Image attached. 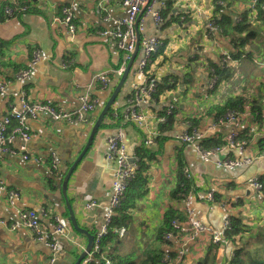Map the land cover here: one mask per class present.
<instances>
[{
	"label": "crops",
	"instance_id": "0c3cea01",
	"mask_svg": "<svg viewBox=\"0 0 264 264\" xmlns=\"http://www.w3.org/2000/svg\"><path fill=\"white\" fill-rule=\"evenodd\" d=\"M99 1L29 0L28 13L0 23V87H5V92H0V121L11 108H20L23 92L31 102L50 100L68 110L78 109L79 98L86 93L98 100L86 124L56 123L46 115L28 121L33 135L28 153L31 159H41L40 163L23 160V154L0 158L1 179L9 189L19 193L14 204L0 193V264H51L52 251L47 244L38 241L24 227L10 229L11 224L18 223L20 210L37 212L49 231L56 219L62 221L66 234L57 237L62 254L56 264L77 262L87 250L89 238L75 230L67 203L72 206L79 227L96 237L105 221L116 168V162L108 158V139L119 131L131 162L137 169L141 162L145 165L143 176L148 191L130 210V221L122 227L125 236L121 238L118 233V238L107 248V254L116 260L113 263L164 264L163 260L169 257V264H202L207 260L210 264H230L240 237L235 242L229 240L215 246L206 235L192 239L177 234L170 240H162L161 234L166 230L169 211L176 212L180 224L185 225L181 201L174 198L181 168L193 177L195 190L189 198L196 221L220 229L227 218L236 217L252 233L261 224L264 192L250 189L247 183L251 179L264 183V160L258 159L263 155L260 141L264 138V71L259 70L264 68V22H251L259 35L252 41L246 57L234 60L236 68H231L234 75L247 79V84L232 77L211 91L209 71L220 65L224 54L234 51L231 37L207 33V23L213 19L215 3L219 0H155L157 7H164L170 13L158 27L151 18L143 17L142 36L163 40L166 44L163 54L152 59L146 75L140 76L137 72L143 57L140 47L109 114L95 131L101 111L124 75L117 73L124 62L123 53L97 33L116 28L128 16L123 0H110L106 14L97 12ZM248 5V0H226L222 7H227L224 14L236 22L239 15L248 11ZM64 7L74 13L76 34L63 23ZM34 51H40L42 59L30 78L20 83L16 75L30 68ZM256 61L260 67L251 65ZM100 73L109 77L108 88L89 87L92 78ZM150 78H156L159 83L168 80L174 87L152 106H137L149 120L148 129L143 130L123 118L134 87L145 85ZM230 92L243 96L247 106L235 123L220 125L211 108L223 104ZM248 101L260 112L253 113L254 106ZM167 110L173 112V123L164 129L165 124H160L158 116ZM113 113H117V119ZM189 122L197 126L199 136L206 143L213 140L226 144L228 137L236 133L239 139L247 140V148L243 153L227 148L205 161L192 145L180 142ZM152 133L154 143L148 145ZM22 144L21 140L16 141V145ZM88 144L70 178L67 199L63 192L64 179ZM144 147L149 149L150 157L141 161L139 153ZM53 157L58 163L56 171L51 167ZM247 157L255 159L254 163L232 169L218 165L225 159ZM211 192L216 196L214 202L207 200ZM93 202L96 206L87 208ZM43 210L49 217L41 215Z\"/></svg>",
	"mask_w": 264,
	"mask_h": 264
},
{
	"label": "built area",
	"instance_id": "2783aa9c",
	"mask_svg": "<svg viewBox=\"0 0 264 264\" xmlns=\"http://www.w3.org/2000/svg\"><path fill=\"white\" fill-rule=\"evenodd\" d=\"M248 2V11H250V15L252 17L251 22L259 24L260 21L256 22L259 14L258 8L261 6L264 11V0H248ZM110 3V0H100L97 6V12L99 14H106ZM222 4H224V1L219 2V5ZM123 6L128 9V16L126 19L119 21L116 28L103 30L97 34L99 37L108 39L118 51L123 53L124 62L121 68L117 71L119 75H122L126 69L127 62L131 59L132 54L135 52L138 42L137 34L139 33L141 35L140 47L143 57L138 64L137 72L140 76H144L146 75L147 67L151 63L154 54L162 46V42L161 39L157 37L146 38L142 36V33H144L145 30V22L142 18H151L155 26H161L165 22L163 17L164 7H157L155 5V0H123ZM30 8L31 6L29 5V0H0V12L2 11L5 20L16 18L25 14ZM62 15L65 26L72 34H76L77 25L72 9L64 7L62 9ZM240 20L241 15L237 17L236 21L238 22ZM207 24V33L209 36H212L214 33H221L219 32V26L215 20H209ZM33 54L30 68L22 70L16 75V80L20 83H23L30 78L33 73V68L42 59L40 51H34ZM245 57L246 54L242 56V58ZM236 63L237 62L232 59L231 54L228 53L222 56L220 65L222 67H229L233 69L235 68ZM255 64L260 67V63L258 61H256ZM214 74V69H211L209 71V90L213 91L216 88L217 83V77ZM109 83L110 80L107 74L100 73L96 74L92 78L89 87L100 85L103 89H107ZM157 87L158 81L156 78H150L145 85L139 84L135 86L129 100V107L125 110L123 119L127 122L136 124L140 129L147 130L149 127V120L142 112L138 111L137 106H152L156 102L155 95ZM0 92H5L4 86L0 87ZM79 103L80 106L78 109L68 110L55 105L50 100L41 103L31 102L26 98V94L23 92L20 108H11L5 113L0 121V158L4 155L23 154V160H34L40 163L41 159H31L28 153L27 147L33 138L28 121L37 119L41 115H46L51 121L56 123L65 125L86 124L89 122L90 114L96 110L98 100L92 97L90 93H86L79 98ZM171 115H173L172 110H167L166 115L158 116V121L160 124H166L168 122V116ZM120 116L122 117L123 115ZM113 117L117 119V113H113ZM239 117L240 114L238 112L230 111L225 117L219 119L218 123L220 125L233 124L239 119ZM192 125L193 124L191 122L187 124V130L181 134L180 142L182 144L192 145L205 161H210L212 157L222 153L227 148H236L241 153H243L247 148V141L239 139L236 133H232L228 137L227 144L225 146L206 150L201 146L202 139L197 132V126L193 127ZM153 136L154 134L152 133L147 143L148 145H152L154 143ZM17 140L22 141V146L16 145ZM108 145V158L116 162L112 196L106 212L105 221L96 234L94 248L92 252L85 257L81 264H93L95 254L100 253V241L108 234L112 219L126 200L127 190L132 181L135 179L138 171L136 164L131 162V159L127 154L126 145L121 131L108 139ZM258 159L264 160V154ZM254 161L255 159L251 157L236 160L225 159L218 163V165L220 167L232 169L249 166L253 164ZM51 167L55 171L58 170V163L55 157L52 159ZM183 171L184 175L188 179L193 180V177L187 169L183 168ZM247 185L250 189H253L258 193L264 192V184L259 179H251L248 181ZM0 193L7 195L8 201L11 204H14L15 201L19 199V193L15 190L9 189L8 185L1 179V177ZM189 197L190 195L180 200L183 207V213L186 218L185 225L182 226L178 220L172 221V230L164 234V240H170L177 234H186L192 239L199 238L201 235H206L209 237L211 244L215 246L229 241L230 239L227 237V233L232 231L231 218H227L223 227L220 229L198 222L194 218V213L190 208ZM207 200L214 202L215 194L212 192L209 193L207 195ZM95 206L96 203L93 202L88 204L87 208ZM41 215L49 217V213L44 210L41 212ZM19 227H24L30 230L38 241H42L47 244L52 251L50 263H57L59 255L62 254V249L57 241V237L66 234V229L62 221L56 219V224L53 226V229L49 231L41 223L40 216L37 212L33 210H20L18 211V223L11 224L10 229L15 231ZM125 232L124 228H121L118 231L121 238L125 236ZM101 257L104 264H114L110 255L107 254V251L102 253ZM163 263L169 264V257H167L166 260L164 259Z\"/></svg>",
	"mask_w": 264,
	"mask_h": 264
},
{
	"label": "trees",
	"instance_id": "16d2710c",
	"mask_svg": "<svg viewBox=\"0 0 264 264\" xmlns=\"http://www.w3.org/2000/svg\"><path fill=\"white\" fill-rule=\"evenodd\" d=\"M220 1H224V3L226 2V0H219V2ZM219 2L215 3V15L213 16V20H215L218 24L219 32H221L220 34L224 35L225 37L232 38V43L234 44V51L231 53V57L233 60H239L242 58V56L247 53L248 49L252 44V41L256 38L257 35H259V33L253 26V24H251L252 17L250 15V11L243 13L241 15V20L235 22V20H233L231 17L224 14V11L227 7H222L224 4L219 5ZM258 9L259 14L256 22H264V11L262 10L261 6H259ZM30 10L31 9H29L26 13H28ZM168 13L170 12H167L165 10L163 12L165 22L166 18L168 17ZM4 21L5 17L3 16V13L1 11L0 22L2 23ZM170 23L171 22L168 21V24ZM161 42L162 46L154 54L152 58L153 60L160 54H163L166 44L163 42V40H161ZM213 67L215 72L214 75L217 77L216 88L221 85L224 81H228L234 76V72L229 67H222L219 64L214 65ZM147 69H149V67ZM173 87V85H169L168 80L162 83L158 82L155 99H159V97L164 92L173 89ZM250 105L254 106V103ZM246 106L247 105L243 96L236 95L235 93H233L227 96L223 104L213 106L211 108V111L215 112V117L217 118L216 122H218L219 119L225 117L226 114L230 111L238 112L239 114L244 113ZM252 111L253 113L260 112V109L254 106L252 108ZM163 115H166V112L161 116ZM172 123L173 115L168 116V122L163 125L164 129L169 127ZM192 126L195 127L196 125L193 124ZM260 142L261 152L262 154H264V138ZM226 144L222 142H215L213 140L209 141L208 143H206V141H201V146L206 150L211 148L223 147ZM139 157L141 161L150 157L149 149L144 147L139 153ZM144 166L141 162L135 179L132 181L127 190L126 200L113 217L108 234L100 241V253L95 254L93 264H104V261L101 259V254L107 251V248L110 246V244L118 238V231L130 221V210L135 207L137 200L143 198L146 195L148 187L147 180L143 176L144 171L146 170ZM194 190V181L192 179H188L184 175L183 168H181V177L179 184L174 192V198L180 201L181 199H184L185 197L190 195V193ZM177 216V213L174 211L168 212L166 222L167 227L166 230L161 234L162 240H164V234L172 230L171 223L174 220H178ZM230 220L232 223V231L230 233H227V237L230 239V241H234L236 240V238L239 239L240 237V245H237V249L234 252V257L231 260L230 264H264V233H261L260 230H258L256 233H252L251 231L246 229L243 220L238 219L236 217H231ZM111 259L113 262H116L115 258ZM121 264H123V262H121ZM202 264H210V262L207 260Z\"/></svg>",
	"mask_w": 264,
	"mask_h": 264
},
{
	"label": "water",
	"instance_id": "95a60500",
	"mask_svg": "<svg viewBox=\"0 0 264 264\" xmlns=\"http://www.w3.org/2000/svg\"><path fill=\"white\" fill-rule=\"evenodd\" d=\"M140 19V18H139ZM137 38H138V42H137V45H136V51L135 53L133 54L132 56V59L130 60L125 72H124V75L122 77V80H121V83L118 85V87L116 88V90L114 91L111 99L108 101V103L106 104V106L103 108V110L101 111V114H100V117L98 119V122L95 126V131L101 126L104 118L109 114L111 108H112V105L113 103L115 102L116 100V97L119 93V91L121 90L124 82L126 81L127 77L129 76L132 68H133V65H134V62L135 60L137 59V56H138V53H139V49H140V40H141V35L138 33L137 34ZM90 142V141H89ZM88 145H86L81 153V155L79 156V158L77 159V161L73 164V166L70 168V170L68 171L65 179H64V183H63V192H64V195L67 197V187H68V184H69V181H70V178L72 176V173L74 171V169L76 168L77 164L81 161V159L83 158V156L85 155V153L87 152V149H88ZM68 199V197H67ZM67 206H68V209H69V212H70V216H71V221H72V224L75 228V230L78 232V233H81V234H85L88 236L89 238V245H88V248L87 250L79 257V259L77 260V262L75 264H81V262L85 259V257L92 252L93 250V247H94V240H95V236H92L90 235L87 231L85 230H82L77 221H76V218H75V213L73 211V208L72 206L70 205V203L68 202L67 203Z\"/></svg>",
	"mask_w": 264,
	"mask_h": 264
},
{
	"label": "rangeland",
	"instance_id": "374dc122",
	"mask_svg": "<svg viewBox=\"0 0 264 264\" xmlns=\"http://www.w3.org/2000/svg\"><path fill=\"white\" fill-rule=\"evenodd\" d=\"M251 65H253V66H257V65H255L254 63H251ZM236 68V67H235ZM262 69H264V68H261V69H259V70H261V71H264V70H262ZM233 78H237L238 80L239 79H241V83L242 84H247V79H244V77L243 76H239V75H237V74H235L234 76H233ZM218 89V87L216 88V90ZM232 92H230V93H228L227 95H229V94H231ZM249 102V101H248ZM249 104H251V102H249ZM258 230H260V232L261 233H264V217H262V219H261V224H258V227H257V229L255 230V231H258Z\"/></svg>",
	"mask_w": 264,
	"mask_h": 264
}]
</instances>
